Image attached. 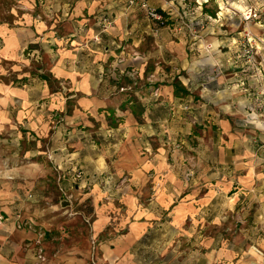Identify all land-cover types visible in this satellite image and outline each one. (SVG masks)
Wrapping results in <instances>:
<instances>
[{
    "label": "rangeland",
    "instance_id": "obj_1",
    "mask_svg": "<svg viewBox=\"0 0 264 264\" xmlns=\"http://www.w3.org/2000/svg\"><path fill=\"white\" fill-rule=\"evenodd\" d=\"M102 1L77 46L62 0H0V26L34 32L0 57V264L263 255L264 0H147L161 21Z\"/></svg>",
    "mask_w": 264,
    "mask_h": 264
},
{
    "label": "crops",
    "instance_id": "obj_2",
    "mask_svg": "<svg viewBox=\"0 0 264 264\" xmlns=\"http://www.w3.org/2000/svg\"><path fill=\"white\" fill-rule=\"evenodd\" d=\"M62 5H60V8L62 10V13L65 15H68L70 19L76 18L75 20L78 22V25L83 27L84 26V32L82 34L76 35L74 41H76L77 46H79L80 42H82L83 46V40L86 36H89L92 32L96 31V23L97 20L100 21L99 17L101 18L100 14L103 13V11L100 12V10L105 7L104 1L102 0H72L71 3L70 0H62ZM104 5V6H103ZM144 10V9H143ZM145 12V11H144ZM104 15H107L110 17V15L102 14V17H106ZM73 21V20H71ZM31 20L29 22H25V24L30 25ZM27 28V29H26ZM26 28H19L13 29L8 28L6 26H0V36L2 37V43L0 45V57L2 59H18V57L21 55V49L24 47L25 40L30 41V36H27L24 33L25 30H28L33 32V29L28 26ZM24 29V31H23ZM22 30L23 32H21ZM114 31V33H120L121 29L116 26L112 27L110 31ZM34 33V32H33ZM34 36V34H33ZM29 38V39H28ZM57 40H61L58 39ZM72 40V39H71ZM73 42V40H72ZM72 42L68 45L69 48L74 49L76 46H71ZM22 46V48H20ZM81 47V46H80ZM20 48V49H19ZM81 49V48H80ZM70 51V49L68 50ZM72 55V54H71ZM65 56H59V58L56 59L54 62V65H51L50 72L54 77L57 79L63 76L65 71L61 67V63L63 61V57ZM65 59V58H64ZM79 71V70H78ZM82 73V72H81ZM83 74V73H82ZM188 90V89H187ZM13 90H11L10 93H12ZM172 94H173V88H172ZM176 97V96H174ZM0 116H3V113H0ZM5 116V114H4ZM149 121L152 122L151 119L148 118ZM183 215L175 216V219H177V222L180 223L183 219ZM188 219H191V223H197L198 222V215H195L193 217L188 216L186 217ZM184 221V220H183ZM175 225V224H174ZM175 227V226H174ZM196 228V226H195ZM257 250V249H256ZM254 248L252 250V253L247 254L245 259L236 260V264L240 262V264H264V254H260L259 251H256ZM212 258L208 259L209 262L206 264H230V262L235 257L234 252H230L229 250L225 248H219L218 250H215V252L212 254ZM217 260L218 262L215 263L213 260ZM239 261V262H238Z\"/></svg>",
    "mask_w": 264,
    "mask_h": 264
},
{
    "label": "trees",
    "instance_id": "obj_3",
    "mask_svg": "<svg viewBox=\"0 0 264 264\" xmlns=\"http://www.w3.org/2000/svg\"><path fill=\"white\" fill-rule=\"evenodd\" d=\"M159 11V10H158ZM44 80H46L47 82H49V77L45 74H42L41 76ZM172 86H173V95L176 97H180L183 95L188 94V90L180 83V81L178 80H174L172 82ZM133 99H131L129 102H132ZM130 110L131 113L136 117H141V115L144 112V106L143 104L138 100L136 102H133L130 106ZM109 118L112 120V122H110V126H114L115 124V116L112 114V110H109ZM115 121V122H113Z\"/></svg>",
    "mask_w": 264,
    "mask_h": 264
},
{
    "label": "built area",
    "instance_id": "obj_4",
    "mask_svg": "<svg viewBox=\"0 0 264 264\" xmlns=\"http://www.w3.org/2000/svg\"><path fill=\"white\" fill-rule=\"evenodd\" d=\"M129 5H138L142 9H144L146 15L150 17L151 19H155L157 21H161L162 13L155 8L151 7L147 0H128L127 1ZM110 21L108 18H102V27L104 28L106 25H109Z\"/></svg>",
    "mask_w": 264,
    "mask_h": 264
},
{
    "label": "bare ground",
    "instance_id": "obj_5",
    "mask_svg": "<svg viewBox=\"0 0 264 264\" xmlns=\"http://www.w3.org/2000/svg\"><path fill=\"white\" fill-rule=\"evenodd\" d=\"M125 239V238H124Z\"/></svg>",
    "mask_w": 264,
    "mask_h": 264
}]
</instances>
